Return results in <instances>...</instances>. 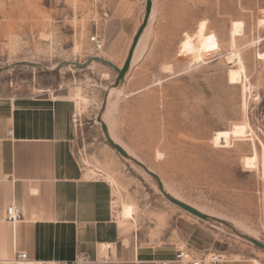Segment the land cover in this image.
<instances>
[{
  "label": "rangeland",
  "instance_id": "1",
  "mask_svg": "<svg viewBox=\"0 0 264 264\" xmlns=\"http://www.w3.org/2000/svg\"><path fill=\"white\" fill-rule=\"evenodd\" d=\"M145 2L0 0V97L73 99L75 155L86 177L112 185L116 220L128 219L121 224L138 242L264 264V250L245 238L264 243V63L257 56L264 0H152L125 79L108 95L115 70L67 62L98 55L122 67ZM94 35L103 41L98 51ZM193 41L207 47L197 60ZM231 53L244 66L238 84L228 82L237 68ZM98 114L168 193L226 224L167 200L152 176L108 144Z\"/></svg>",
  "mask_w": 264,
  "mask_h": 264
},
{
  "label": "crops",
  "instance_id": "2",
  "mask_svg": "<svg viewBox=\"0 0 264 264\" xmlns=\"http://www.w3.org/2000/svg\"><path fill=\"white\" fill-rule=\"evenodd\" d=\"M75 112L73 99L47 92L0 97V263L16 251L35 264L172 261L178 248L138 242L136 232L124 230L128 219L116 220L112 185L85 176L74 152ZM12 203L21 211L15 224L5 220ZM255 260L260 264L246 256L224 264Z\"/></svg>",
  "mask_w": 264,
  "mask_h": 264
},
{
  "label": "water",
  "instance_id": "3",
  "mask_svg": "<svg viewBox=\"0 0 264 264\" xmlns=\"http://www.w3.org/2000/svg\"><path fill=\"white\" fill-rule=\"evenodd\" d=\"M151 11H152V0H146V2H145V13H144L143 21H142L140 27L138 28L137 32L135 33L134 37H133V41L131 43L130 49L128 51L127 57H126L123 65H122V67H118L112 61H110L108 59H105V58H102V57H100L98 55L92 56L90 59H88L84 63H78V62H74V61L67 62V63L71 64V65H75V66H77L79 68H84V67L88 66L90 63H92L93 61L102 62V63L108 65L109 67H111L113 70H115L117 72V76H116V79L114 81V87H117L125 79V75H126L128 69L130 67V63L132 61L133 54H134V51L136 49V46H137V44H138V42L140 40V37H141L144 29L147 26ZM96 120L101 124V129L103 131L104 136L106 137V140H107L108 144L113 149H115L122 157L133 161L134 163H136L137 165L142 167V169L146 173H148L150 176H152L156 180L160 192L164 195V197L167 200H169L171 203L177 205L178 207L182 208L183 210L187 211L191 215H193V216H195V217H197V218H199L201 220H204V221L213 220V221H217V222L222 223V224H226V221H224L223 219L218 218V217L213 216V215H208L206 213H203L202 211H200L196 207H194V206H192V205H190V204H188V203H186V202H184V201L172 196L170 193H168L164 189L162 181L160 180L159 176L156 173L151 171L141 161L137 160L134 157H131L129 155V153L120 144L116 143L110 137V134H109V131H108V127H107L106 123L102 120L101 114H98ZM245 238L248 239L255 246H257V247H259V248L264 250V243L263 242L255 239V238L249 237V236H245Z\"/></svg>",
  "mask_w": 264,
  "mask_h": 264
},
{
  "label": "built area",
  "instance_id": "4",
  "mask_svg": "<svg viewBox=\"0 0 264 264\" xmlns=\"http://www.w3.org/2000/svg\"><path fill=\"white\" fill-rule=\"evenodd\" d=\"M91 42L94 45L96 51L100 50L103 46V41L99 35H94L91 37ZM21 219V211L17 205L14 203L8 205L5 210V220L15 224ZM227 260L226 255L221 252H205L199 255L197 252L193 251L191 248L178 249L174 255L172 261H160L158 264H224ZM28 262L27 253L24 251H16L11 264H26ZM87 263L86 257H79L75 261H58L52 263L43 264H81ZM9 264V263H5Z\"/></svg>",
  "mask_w": 264,
  "mask_h": 264
},
{
  "label": "bare ground",
  "instance_id": "5",
  "mask_svg": "<svg viewBox=\"0 0 264 264\" xmlns=\"http://www.w3.org/2000/svg\"><path fill=\"white\" fill-rule=\"evenodd\" d=\"M263 24H264V17H263ZM207 47L199 44L198 42H190L189 43V52L191 56L197 60V58L200 57L201 52L205 50ZM232 55L228 57V63L232 65H237V68H230L228 71V82L230 84H238L241 82V76L242 72L244 71V66L241 61V59L238 57L237 53H231ZM258 58L261 59L264 63V52H259L257 54ZM201 60V59H200ZM264 68V67H263ZM115 87L108 88V95H110L113 91H115ZM9 263L11 264V261L3 262L2 264ZM26 264H35L31 261H28ZM41 264V263H40ZM255 264H258L257 261H255Z\"/></svg>",
  "mask_w": 264,
  "mask_h": 264
}]
</instances>
